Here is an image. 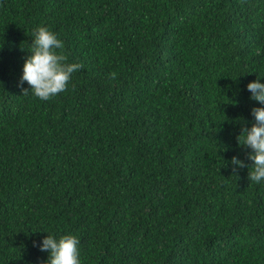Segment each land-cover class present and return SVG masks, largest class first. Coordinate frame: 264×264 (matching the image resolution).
I'll return each mask as SVG.
<instances>
[{"label": "trees", "instance_id": "trees-1", "mask_svg": "<svg viewBox=\"0 0 264 264\" xmlns=\"http://www.w3.org/2000/svg\"><path fill=\"white\" fill-rule=\"evenodd\" d=\"M41 25L83 65L47 101L19 84ZM258 76L264 0H0V264L69 233L81 264H264V180L231 163Z\"/></svg>", "mask_w": 264, "mask_h": 264}, {"label": "clouds", "instance_id": "clouds-1", "mask_svg": "<svg viewBox=\"0 0 264 264\" xmlns=\"http://www.w3.org/2000/svg\"><path fill=\"white\" fill-rule=\"evenodd\" d=\"M33 36L29 48L31 54L25 59L19 84L21 87L24 82L29 85V88H22L23 94L31 90L40 100L47 101L67 91L72 75L81 70L83 65L68 62V56L63 51V41L49 27H37ZM112 75L114 78L115 73ZM247 89L252 94V100L264 105V83L260 82L259 76L248 83ZM251 111L254 123L250 128L243 127L237 140L241 146L251 149L248 155L252 164L246 165L245 161L236 156L232 157L231 163L240 168L249 167V180L260 183L264 180V106L253 107ZM33 245L50 253L49 259L42 264H81L80 240L71 233L59 238L49 234L43 238L42 243L34 241Z\"/></svg>", "mask_w": 264, "mask_h": 264}]
</instances>
